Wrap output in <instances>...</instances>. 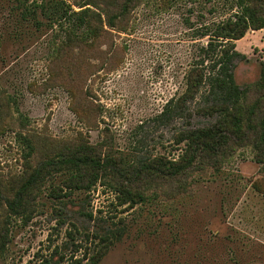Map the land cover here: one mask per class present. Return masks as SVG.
I'll return each mask as SVG.
<instances>
[{"label": "rangeland", "instance_id": "rangeland-1", "mask_svg": "<svg viewBox=\"0 0 264 264\" xmlns=\"http://www.w3.org/2000/svg\"><path fill=\"white\" fill-rule=\"evenodd\" d=\"M76 1L68 0L78 10ZM225 2L141 0L118 22L126 29L105 26L108 32L80 61L77 49L61 54L64 36L57 26L41 15L44 25L34 24L17 0H0V188L12 194L30 166L56 156L69 140H88L126 162L177 157L184 147L175 143L180 130L216 119L161 114L203 57L206 27L231 13ZM235 42L246 56L235 61V79L249 89L252 103L260 98L255 84L264 68V28ZM200 95L191 106L204 102ZM24 136L37 142L31 157ZM259 157L251 140L235 137L215 165L151 181L144 201L125 205L101 184L59 203L49 196L62 178L55 177L38 192L30 218L0 210V229L8 219L9 239L0 264H37L61 244L69 245L71 263L97 248L106 232L113 243L98 264H264Z\"/></svg>", "mask_w": 264, "mask_h": 264}, {"label": "trees", "instance_id": "trees-1", "mask_svg": "<svg viewBox=\"0 0 264 264\" xmlns=\"http://www.w3.org/2000/svg\"><path fill=\"white\" fill-rule=\"evenodd\" d=\"M17 1L22 12L34 24L44 25L38 18L41 15L49 21V27L57 26L64 36L61 54L77 49L81 61L87 49L108 32L105 26L112 30L126 29L119 28L118 22L125 20L141 0H77L78 10L68 0ZM226 2H229L231 13L213 28L206 27L203 35H208L209 40L206 46L201 47L203 57L190 68L184 90L167 101L161 114L189 117L195 113L216 119L208 125L180 130L175 143H183L184 147L177 157H143L126 162L123 156L103 152L88 140H69L56 152V156L30 166L12 194L10 189L0 188V210L3 209L7 217L19 215L30 218L35 211L38 192L46 182L51 183L59 176L62 177L60 184L52 186L49 196L64 205L71 195L90 192L98 184L112 188L121 205L140 203L146 198V186L151 181L183 178L197 165H215L235 137L251 140L259 151V161L264 162V115L258 117L264 102V68L255 84L260 98L252 103H248L249 89L237 83L234 73L235 61L246 57L236 48L235 41L244 37L248 30L264 28V0ZM199 95L204 102L197 107L191 106ZM2 103L0 99V106ZM23 141L28 147V157H31L37 151L35 137L24 136ZM54 211L65 215L63 208L55 207ZM7 221L5 219L0 229V248L5 247L9 240ZM95 236L98 237L97 234ZM99 238L97 248L86 251L71 263L65 256L69 245L61 244L37 264H98L113 243L109 232Z\"/></svg>", "mask_w": 264, "mask_h": 264}]
</instances>
